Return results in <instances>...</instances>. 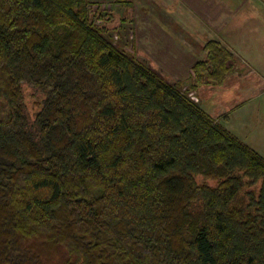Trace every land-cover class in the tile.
Segmentation results:
<instances>
[{"label":"trees","instance_id":"1","mask_svg":"<svg viewBox=\"0 0 264 264\" xmlns=\"http://www.w3.org/2000/svg\"><path fill=\"white\" fill-rule=\"evenodd\" d=\"M91 2L0 0V264H264V156L188 94L236 54L184 91Z\"/></svg>","mask_w":264,"mask_h":264},{"label":"crops","instance_id":"2","mask_svg":"<svg viewBox=\"0 0 264 264\" xmlns=\"http://www.w3.org/2000/svg\"><path fill=\"white\" fill-rule=\"evenodd\" d=\"M114 2L115 0H97V2ZM136 4L135 0H131ZM142 2H151L152 8L169 7L173 5L175 11H173L172 17H165L164 25L167 27L166 33L169 36V40L163 45L159 43V39H155L156 46L153 45L151 31L153 27L157 25L156 21L151 20L150 24L145 23L141 27L142 32L145 31L148 34L142 38L143 43H147L149 53L143 54L142 62L145 63L149 68L158 72V70H166L170 73H176L177 78L183 79L185 73L188 74L193 63L200 58L205 57V51L203 49L204 43L209 39H219L225 45H227L241 62L240 67L244 66L245 69L239 71L234 68L227 75L225 81L219 87L213 86L212 84H205V89L202 87L198 88V92L202 95L196 96L199 98L198 104L203 107L207 112L209 109L208 103L204 102L206 93L214 92L216 99L209 103L210 106H216L215 103L219 102L218 105L222 106V110L215 108V113L211 115L218 117L221 114H226V118L230 112L240 107L243 103L250 101L259 92L260 85L264 82V77L259 74L254 63L257 62L255 55L253 54V43L249 42L246 44L247 30L244 29V24H254L255 32L257 37L261 39V32L264 31L263 20L264 16L258 15L256 9L253 7L254 13L246 11V5L249 0H141ZM162 1V4L154 3ZM138 2V0H137ZM112 3L110 5H112ZM131 3V2H130ZM256 17L253 18L251 16ZM247 18V19H246ZM159 19V18H158ZM247 20V22H246ZM141 22V21H140ZM159 23H162L159 20ZM158 23V24H159ZM259 24V25H258ZM228 26V27H226ZM139 29V26H137ZM156 30L163 31L162 28ZM230 34H227V33ZM155 44V43H154ZM263 49L260 50L261 54L264 53ZM152 51L153 55L150 54ZM154 58H152V57ZM162 57V58H160ZM141 58V57H140ZM138 59V58H137ZM148 60V62L146 61ZM151 60V61H150ZM146 61V62H145ZM150 61V63H149ZM237 82V98L232 97L230 93L223 89L225 84L229 82ZM189 82V80H188ZM262 86L261 93L264 92V83ZM216 87L214 90L211 88ZM218 89V90H217ZM197 91V90H196ZM219 95H217V93ZM230 97V99H228ZM206 105V106H204ZM206 107V108H205ZM221 111V112H220ZM209 113V112H208Z\"/></svg>","mask_w":264,"mask_h":264},{"label":"rangeland","instance_id":"3","mask_svg":"<svg viewBox=\"0 0 264 264\" xmlns=\"http://www.w3.org/2000/svg\"><path fill=\"white\" fill-rule=\"evenodd\" d=\"M135 1L136 4L131 0L130 3L128 0L127 2L122 3L114 1L112 5H110L111 2L109 3V5H107V2L99 3V1L97 2V0H92L89 8L91 10L90 12L95 15L94 18L97 23L100 20L97 16L99 12L110 13V19L108 20L107 25L110 27L109 34L111 36V40L115 45L120 48H125L131 55H134L136 58H138V60H140L142 59V57H145L143 56V54L149 53L147 43L142 42V38L146 37L148 33L145 31L142 32L141 27H143L145 23L150 24V22H152L151 20L156 21L157 25H155L153 27V30L150 32L152 35V40H150V42L152 41L153 45L156 46L158 42L156 43L155 39H159V43L161 45H164L169 40V36L166 33L167 27L166 25H164V19L165 17L173 18L174 16L172 12L175 11V9L173 5L169 7H162L161 9L157 7L152 8L150 5L151 2H142L141 0H138V2L137 0ZM154 3L162 4V1H155ZM246 6V11H251L252 13H254L255 10L252 8L258 6V9H256L258 15H260L261 17L264 16V0H249ZM251 17L256 18L254 17V15ZM159 20H161L162 23H159ZM262 25L264 27V20ZM137 26H139V29L137 28ZM157 28H162L163 31L156 30ZM244 29L247 30L248 33L246 34V39H244L243 41H245L246 44L249 42L253 43V54L257 59V62L254 63L255 67L253 69H257L261 77H264V53L261 54L260 52V50L263 49V46L260 45H264V31L261 32L260 39L259 37H257L254 24L247 25V23H245ZM150 54L153 55L152 51H150ZM146 61L148 62L147 59ZM240 64L241 62L238 61L235 64L234 68L236 69L238 65L237 70L240 68L239 71L241 72V70H244L245 67H240ZM156 73L165 81L177 84L184 91L188 90L191 86V83L194 81V74L192 69L188 71V74L185 73L184 76L186 77H184L183 79H180L181 77L177 78L176 73H170L166 70H158V72ZM263 83L261 85H263ZM205 84L206 83L199 84L197 87L192 88L188 92V94L193 91L198 96L202 95V93L198 92V88L203 86V88L205 89ZM261 85L258 88L259 92L256 93L257 95L254 98L244 104L242 103L240 107L230 112L227 118L221 117L220 120L236 136L248 143L251 147H253L264 156V92L261 93ZM213 86L219 87L217 85ZM216 87H213L211 89L214 90ZM237 87L238 83L235 81H231L228 84H225L221 90H217L220 93L223 89H225L227 91L226 93H230V95H233L232 97L237 98ZM218 92H216L217 95H219ZM213 95L214 92H208L204 97V102L208 103L209 106L208 112H211L212 114L215 113V108L217 110H222L223 108L222 106L218 105L219 102L215 103L216 106L209 105V103H212L217 97H213ZM232 97L229 96L228 99Z\"/></svg>","mask_w":264,"mask_h":264},{"label":"built area","instance_id":"4","mask_svg":"<svg viewBox=\"0 0 264 264\" xmlns=\"http://www.w3.org/2000/svg\"><path fill=\"white\" fill-rule=\"evenodd\" d=\"M189 96L192 100H194L195 102H199V98L196 96V93H194L193 91H191L189 93Z\"/></svg>","mask_w":264,"mask_h":264}]
</instances>
